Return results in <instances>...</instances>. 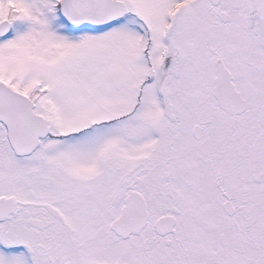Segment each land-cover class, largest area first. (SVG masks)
Returning <instances> with one entry per match:
<instances>
[{
  "label": "snow or ice",
  "instance_id": "6c2138e0",
  "mask_svg": "<svg viewBox=\"0 0 264 264\" xmlns=\"http://www.w3.org/2000/svg\"><path fill=\"white\" fill-rule=\"evenodd\" d=\"M0 264H264V0H0Z\"/></svg>",
  "mask_w": 264,
  "mask_h": 264
}]
</instances>
